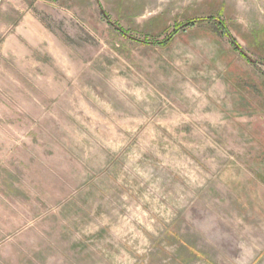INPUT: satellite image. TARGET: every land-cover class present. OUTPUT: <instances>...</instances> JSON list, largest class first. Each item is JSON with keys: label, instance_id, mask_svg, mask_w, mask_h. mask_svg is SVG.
<instances>
[{"label": "rangeland", "instance_id": "obj_1", "mask_svg": "<svg viewBox=\"0 0 264 264\" xmlns=\"http://www.w3.org/2000/svg\"><path fill=\"white\" fill-rule=\"evenodd\" d=\"M0 264H264V0H0Z\"/></svg>", "mask_w": 264, "mask_h": 264}]
</instances>
